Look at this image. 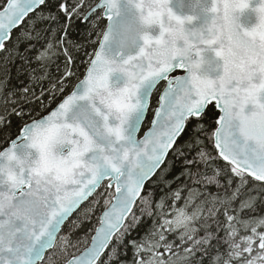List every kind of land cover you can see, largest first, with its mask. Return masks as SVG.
<instances>
[{
	"label": "snow or ice",
	"instance_id": "snow-or-ice-1",
	"mask_svg": "<svg viewBox=\"0 0 264 264\" xmlns=\"http://www.w3.org/2000/svg\"><path fill=\"white\" fill-rule=\"evenodd\" d=\"M0 264H264V0H0Z\"/></svg>",
	"mask_w": 264,
	"mask_h": 264
},
{
	"label": "trees",
	"instance_id": "trees-1",
	"mask_svg": "<svg viewBox=\"0 0 264 264\" xmlns=\"http://www.w3.org/2000/svg\"><path fill=\"white\" fill-rule=\"evenodd\" d=\"M14 72H15V70L13 69V75H14ZM12 83L15 84L16 81L13 80ZM88 226H92V225H86V227H88ZM65 231H66V229H65ZM77 235H83V232L78 230ZM89 242H90V239H88L87 244H84L81 246V250L83 249V247H86L89 244Z\"/></svg>",
	"mask_w": 264,
	"mask_h": 264
},
{
	"label": "water",
	"instance_id": "water-1",
	"mask_svg": "<svg viewBox=\"0 0 264 264\" xmlns=\"http://www.w3.org/2000/svg\"><path fill=\"white\" fill-rule=\"evenodd\" d=\"M90 243H91V241H90ZM90 243H89V244H90ZM89 244H88V245H89ZM88 245H87V246H88Z\"/></svg>",
	"mask_w": 264,
	"mask_h": 264
}]
</instances>
